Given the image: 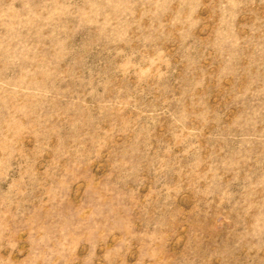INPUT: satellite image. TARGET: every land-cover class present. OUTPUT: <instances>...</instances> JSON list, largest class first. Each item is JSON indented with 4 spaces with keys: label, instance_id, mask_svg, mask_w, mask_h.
<instances>
[{
    "label": "rangeland",
    "instance_id": "obj_1",
    "mask_svg": "<svg viewBox=\"0 0 264 264\" xmlns=\"http://www.w3.org/2000/svg\"><path fill=\"white\" fill-rule=\"evenodd\" d=\"M0 264H264V0H0Z\"/></svg>",
    "mask_w": 264,
    "mask_h": 264
}]
</instances>
